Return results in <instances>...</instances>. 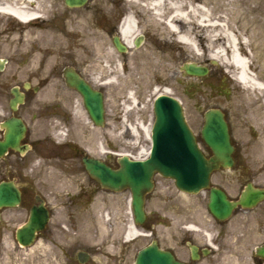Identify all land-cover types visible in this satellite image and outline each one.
Wrapping results in <instances>:
<instances>
[{
  "label": "rangeland",
  "instance_id": "rangeland-1",
  "mask_svg": "<svg viewBox=\"0 0 264 264\" xmlns=\"http://www.w3.org/2000/svg\"><path fill=\"white\" fill-rule=\"evenodd\" d=\"M196 3L210 9V22L216 25L201 31L198 28V32L192 34L195 46L178 41L153 18L152 10L138 3L90 0L85 7L69 8L63 0H49L43 2L44 17L32 25L0 14V36L6 43L1 54L9 59L8 72L20 70V78L33 76L34 82L41 77L47 78L49 95L63 102L65 119L60 129L67 134L59 139L66 143L63 146L66 155L69 152L67 144H73L115 167L118 166V153L141 158L145 155L143 151L151 146L144 127L154 121V99L165 93L183 102L187 120L197 133L202 128L205 111L216 106L235 123V137L248 138L251 87L254 86L238 81V69L232 62L240 53L249 62L250 71L254 74V70L259 69L264 78V0H198ZM127 13L134 14L138 21L135 38L139 35L145 38L139 48L133 46L127 53H120L112 38ZM198 18L194 15V19ZM81 19L87 22V36L68 33L67 30L74 28ZM46 28L54 29L62 37L49 42L48 37L37 33L38 29ZM31 30L33 34L28 33ZM230 35L238 42L235 50L230 47ZM44 45L47 51L38 53L37 47ZM190 61L208 66L209 75L203 78L186 76L182 66ZM67 66L76 68L105 92V127L94 126L81 95L67 86L63 77V69ZM129 92L135 94L136 106L132 105ZM129 106L133 107L128 109ZM62 164L63 171L51 167L39 172L35 186L43 184L45 192L53 190L59 196L57 201L52 194L49 198L55 214L54 223L65 224L64 254L42 241L31 250H18L13 243L7 242V247L0 252V264H65L77 249L90 251L97 259L104 260L100 253L112 249L110 244L114 240L124 238L130 224V191L100 190L92 203L71 201L68 194L77 195L82 186L92 185V179L82 167L80 155ZM26 173L30 175L31 172ZM224 180L235 194L234 178L226 175ZM155 181V189L147 195L148 221L144 231L149 235L139 236L129 245L122 264H132L138 251L152 239L156 238L163 247L177 246L190 232L187 225L203 229L211 221L202 193H183L172 179L160 175ZM193 234L198 240L203 238L202 230ZM110 237L113 241H108ZM100 246L105 247L98 249Z\"/></svg>",
  "mask_w": 264,
  "mask_h": 264
},
{
  "label": "flooded vegetation",
  "instance_id": "flooded-vegetation-1",
  "mask_svg": "<svg viewBox=\"0 0 264 264\" xmlns=\"http://www.w3.org/2000/svg\"><path fill=\"white\" fill-rule=\"evenodd\" d=\"M65 3V0H63ZM66 4V3H65ZM0 36V143L6 141L8 135L18 137L16 146H8L0 152V183L14 181L21 190V203L14 208H0V252L9 242L15 249L31 250L38 242L64 254L62 240L63 222H55L51 206L59 196L53 190L45 192L43 184L36 185V175L53 167L63 171L62 162L71 157L87 155L78 146L67 144L69 152L65 154V142L59 139L62 123L65 119L63 102L49 95L47 78L41 77L34 82L33 76L20 78L19 71L8 72L9 59L2 56L3 41ZM258 67V64H256ZM260 70L255 69L257 77ZM260 81V80H259ZM249 137H235L234 126L228 116L226 119L232 135L234 151L231 168L220 167L213 172L210 187L203 191L208 208L212 188L223 190L232 201L240 202L245 193L260 191L264 193V87H251ZM207 157L213 155L212 149L205 144L201 133L197 136ZM1 151V149H0ZM53 162V163H51ZM82 167L84 168L83 164ZM26 171L31 172L30 175ZM230 175L236 182L231 190L224 184V178ZM31 176L30 179H27ZM91 179V178H90ZM82 186L79 193L68 197L71 201L80 200L92 203L98 191L99 183L92 179V185ZM35 188H38L36 190ZM107 191V190H106ZM43 205L49 210L48 220L42 229L35 233L34 244L23 246L18 238V230L29 221L31 210ZM209 212V211H208ZM211 215V213H210ZM42 216L38 226L43 224ZM25 242L26 238H22ZM113 241L112 249L101 252L104 260L97 259L89 252L80 255L77 249L65 264H122L127 257L130 243ZM135 242V240L133 241ZM100 246L98 249H101ZM181 247L184 251H180ZM174 256L187 264H264V196L256 198L249 206L240 203L227 219H218L211 215V221L203 228V238L198 240L191 232L182 238L177 246L164 247ZM1 257V256H0Z\"/></svg>",
  "mask_w": 264,
  "mask_h": 264
},
{
  "label": "water",
  "instance_id": "water-1",
  "mask_svg": "<svg viewBox=\"0 0 264 264\" xmlns=\"http://www.w3.org/2000/svg\"><path fill=\"white\" fill-rule=\"evenodd\" d=\"M70 6L83 5L87 0H66ZM115 45L120 51L126 47L119 37L114 39ZM138 46L141 41H137ZM185 71L192 75H205L208 68L196 63H188ZM66 81L69 86L78 90L83 96L84 105L91 119L98 126L105 123L104 95L93 88L75 69L65 70ZM155 122L152 129V150L148 158L144 160H132L128 156L119 158L120 168L113 169L102 160L85 157L83 159L87 171L95 177L103 187L121 191L129 188L132 193V209L136 223H144L145 195L154 188L153 177L156 173L175 180L176 186L186 192L198 193L209 186L210 176L213 170L220 165L230 167L232 165V151L230 133L224 114L219 109H210L205 113V125L202 130L203 137L211 146L214 155L208 159L200 149L196 137L187 123L181 102L169 95H160L154 104ZM17 140V139H16ZM12 136H8L6 142L0 144L3 150L7 145L14 143ZM262 192L244 194L241 203L249 205L255 198L262 196ZM21 193L14 182L0 184V207L16 206L20 203ZM235 202L227 199L224 192L213 190L209 207L218 218L227 217ZM42 208H35L27 224L20 231V235H26L36 228L34 226ZM135 264H184L175 259L169 251L161 249L157 240L143 248Z\"/></svg>",
  "mask_w": 264,
  "mask_h": 264
},
{
  "label": "bare ground",
  "instance_id": "bare-ground-1",
  "mask_svg": "<svg viewBox=\"0 0 264 264\" xmlns=\"http://www.w3.org/2000/svg\"><path fill=\"white\" fill-rule=\"evenodd\" d=\"M49 0H0V13L8 14L13 16L18 20L26 23V25H32V23L38 17H44L43 2ZM128 0L130 3H138L143 7H148L152 10V16L155 20L167 28L172 35L177 37V40L185 43L186 45L193 46L194 42L192 39V34L198 32V28L201 29L216 25L210 22L211 13L210 9L206 8L205 5H199L196 2L198 0ZM194 15H198V19H194ZM138 21L135 15L128 13L120 27L119 34L122 36L123 40L133 46V40L138 32ZM68 33L87 36V22L85 19H81L74 28H69ZM33 30L28 32L33 34ZM39 36L49 38V42H53L57 38H61V35H57L54 29H38ZM90 34L89 36H91ZM44 39V38H42ZM46 39H44L45 41ZM230 47L234 50L237 49V40L234 36L230 35ZM195 46V45H194ZM48 47L46 45L37 47V52L42 53V51H47ZM221 52V51H219ZM220 57V55H218ZM222 58V56L220 57ZM238 69L237 79L246 85H252L254 87H264V84L259 81V78L254 75L249 69V62L243 58L240 53L239 56H235L232 62ZM128 97L132 102V105L136 106L137 99L133 92L128 93ZM133 107V106H132ZM131 106L128 109L132 108ZM144 126V125H143ZM148 139H150V127H144ZM132 130L137 134V128L133 126ZM129 155V154H127ZM190 228H196L195 225H189ZM139 235H145L142 231L140 232L134 225L132 217H130V224L128 228L127 238L132 239Z\"/></svg>",
  "mask_w": 264,
  "mask_h": 264
}]
</instances>
